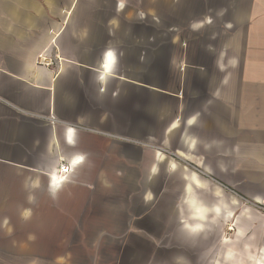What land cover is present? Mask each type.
Listing matches in <instances>:
<instances>
[{
    "label": "crops",
    "instance_id": "0c3cea01",
    "mask_svg": "<svg viewBox=\"0 0 264 264\" xmlns=\"http://www.w3.org/2000/svg\"><path fill=\"white\" fill-rule=\"evenodd\" d=\"M259 205L264 0H0V264H264Z\"/></svg>",
    "mask_w": 264,
    "mask_h": 264
},
{
    "label": "rangeland",
    "instance_id": "374dc122",
    "mask_svg": "<svg viewBox=\"0 0 264 264\" xmlns=\"http://www.w3.org/2000/svg\"><path fill=\"white\" fill-rule=\"evenodd\" d=\"M186 161L187 160H177V164L183 169H191ZM190 163L194 164L193 162ZM256 208L261 213H264V207ZM85 216H87V214H85ZM18 230L20 229L18 228ZM224 232H226L229 237L232 235V232L227 230L226 227ZM147 239L155 245H159L160 240H162L161 243L163 244L164 251L148 253V262L152 264H205V262L207 263L208 261L214 264V262L219 259L223 249L220 244L217 247L219 243L217 234L196 236L193 239L186 234L179 233L177 235L163 236L162 239L152 236H148ZM208 244L214 248H207Z\"/></svg>",
    "mask_w": 264,
    "mask_h": 264
},
{
    "label": "built area",
    "instance_id": "2783aa9c",
    "mask_svg": "<svg viewBox=\"0 0 264 264\" xmlns=\"http://www.w3.org/2000/svg\"><path fill=\"white\" fill-rule=\"evenodd\" d=\"M46 59V53L45 52H43L42 54H40L39 55V60L40 61H44ZM157 151H159V152H161V153H163V154H165L166 156H168V157H170L171 159H173V160H181V161H183V158H181V156L179 155V154H177V153H173V152H171L170 150L168 151L167 149H165V148H158L157 149ZM188 164H189V166L191 167V169H193L194 171H196L198 174H204V170L203 169H199V167L197 166V165H195V164H191L189 161H186ZM61 171H67L66 170V168H64L63 166H61L60 168H59ZM62 173L60 172L59 173V175H61ZM258 207H263V206H258Z\"/></svg>",
    "mask_w": 264,
    "mask_h": 264
},
{
    "label": "bare ground",
    "instance_id": "6f19581e",
    "mask_svg": "<svg viewBox=\"0 0 264 264\" xmlns=\"http://www.w3.org/2000/svg\"><path fill=\"white\" fill-rule=\"evenodd\" d=\"M160 153H161V152H160ZM162 154H163V153H162ZM180 156H181V155H180ZM181 158H183V157H181ZM60 176H61V175L58 174V175H57V178L55 177V179L58 180V178H59ZM63 177H64V176H63ZM63 177H61V178H63ZM232 221H233V220H232ZM230 228H231V227H230ZM262 262H263V261H262ZM262 262H260V263H262Z\"/></svg>",
    "mask_w": 264,
    "mask_h": 264
}]
</instances>
